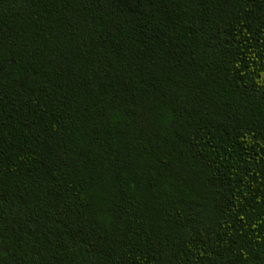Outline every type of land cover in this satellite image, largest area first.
Returning <instances> with one entry per match:
<instances>
[{
	"label": "trees",
	"instance_id": "obj_1",
	"mask_svg": "<svg viewBox=\"0 0 264 264\" xmlns=\"http://www.w3.org/2000/svg\"><path fill=\"white\" fill-rule=\"evenodd\" d=\"M0 264H264V0H0Z\"/></svg>",
	"mask_w": 264,
	"mask_h": 264
}]
</instances>
